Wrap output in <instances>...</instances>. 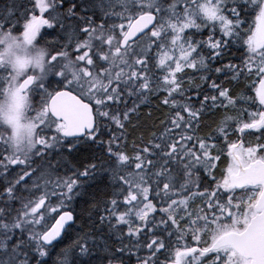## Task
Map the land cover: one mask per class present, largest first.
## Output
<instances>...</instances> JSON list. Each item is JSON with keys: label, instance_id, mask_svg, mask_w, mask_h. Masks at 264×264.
<instances>
[{"label": "snow or ice", "instance_id": "1", "mask_svg": "<svg viewBox=\"0 0 264 264\" xmlns=\"http://www.w3.org/2000/svg\"><path fill=\"white\" fill-rule=\"evenodd\" d=\"M35 8L39 16L11 0L0 11V115L13 125L12 134L0 129V264H264V109L248 122L227 114L245 99L234 88L252 77L250 99L264 106V0H35ZM44 28L62 30V48L13 59ZM70 45L83 54L73 59ZM234 52L239 63H223ZM29 63L39 71L18 83ZM229 72L232 87L220 82ZM197 75L208 87L193 98L185 77ZM153 95L175 113L165 133L132 157L113 148L120 137L105 143L101 118L124 128ZM26 105L36 139L23 152L16 128ZM221 108L215 132L198 135L207 111ZM233 120L240 133L259 132L248 133L255 144L229 139ZM225 147L231 162L217 178ZM150 189L162 201L159 221L149 217ZM141 233L151 236L141 243ZM201 233L210 244L178 243L189 234L199 243Z\"/></svg>", "mask_w": 264, "mask_h": 264}, {"label": "trees", "instance_id": "2", "mask_svg": "<svg viewBox=\"0 0 264 264\" xmlns=\"http://www.w3.org/2000/svg\"><path fill=\"white\" fill-rule=\"evenodd\" d=\"M6 0H3L5 2ZM29 2L28 0H26ZM11 0L6 1V5H3L0 7V11L4 10ZM0 4H2V0H0ZM255 13H253L251 16H249L246 20V25L248 27L255 26ZM247 31V28L245 29ZM17 32V30H14V34ZM212 32V29L205 28L202 33H199L197 38H203L207 40V34ZM216 38H219V29L217 27L216 30ZM64 40V35H59V41L58 44L52 45L53 49L60 48V44ZM207 53V49H205V54ZM239 53H231L225 56V59L223 63H239ZM188 73H193L194 70L192 69H186L185 70ZM183 75V74H178ZM258 80L257 77H252L251 79H246L241 81L240 85L238 87L234 88V93L237 97L243 96L245 99H237V103L235 107H229L227 109V114L237 117L239 120L243 122L249 121L248 112L250 111H258L261 108L258 101L256 100L255 103L252 102V99L255 97V87H257L258 82L254 85L253 81ZM231 81V83H230ZM222 84L229 85V87H232V85L235 84L234 81H232L231 72L228 73L227 76H223L221 81ZM191 86L193 91L190 93V95L195 98V91L197 88L203 86L205 88L208 87L207 84L203 80L200 79L199 75L196 76L195 80H189L188 77H185V86ZM163 93L161 94V98L163 97ZM183 102V100H181ZM130 106V102H129ZM119 108L122 110L124 108V105H119ZM243 109H248V111H243ZM216 111L217 114L213 116L212 111H207L206 118L201 124V130L198 132V135L200 136H206V135H212L215 132L216 125L224 116V113L226 109H219V110H213ZM149 113H151V116H149ZM174 110H171L168 105H164L160 103V100L157 99L155 95L150 97L149 102L143 103L140 105L139 112L131 114V117L129 120L124 121L125 127L124 128H117L116 125L107 118H101V120L104 121V123L101 125L102 128V139H104L105 143L111 138V135H116L120 137L114 144L113 148L119 147L122 151V154L128 155L130 157L134 156L136 153L140 152V150L145 147H151V141L155 139L156 136L162 135L165 133L166 128L168 127L171 118L174 116ZM117 115H120L122 118V111L117 112ZM186 115V113L184 114ZM105 125L107 127H105ZM229 125H231V129L229 131V139L233 142L239 143L241 140H243L246 144L248 141H251L253 144H255V139L253 136L248 135L250 132H255L256 136H259V132H256L255 130L245 132L239 137V131L237 130L238 127L241 125L236 124V121H229ZM2 129V128H0ZM111 130V132L109 131ZM178 131V129L176 130ZM240 138L239 140L237 138ZM222 143H225L222 141ZM4 146H0L2 148ZM34 159L39 160V157H35ZM55 159H60L59 156L55 157ZM76 162L78 164H83L87 162L86 160V150H84V153L79 154L77 157ZM53 163H55V160H53ZM230 163V157L227 156V148L225 147L223 153L221 154V158L219 161L216 162L217 167L215 169V174L217 175V178H219L225 171L227 166ZM10 167H16L17 170L24 167L23 165H17V166H10ZM63 172V169H61ZM68 175H71V172H68ZM177 198H182V196H177ZM160 199V198H159ZM160 203H162L161 200H159ZM195 203V202H193ZM196 207H199L198 204L195 205ZM140 223V222H139ZM137 223V224H139ZM124 227L125 231L127 230V226ZM147 231V229H145ZM205 234V233H204ZM206 235V234H205ZM151 236V233L148 234V236H144L143 233H141V243L144 242V240H148ZM209 235H207L206 239H200V243L203 245L207 244V241L209 240ZM199 243V244H200ZM174 245H172V256L171 259L174 258V251H175ZM183 248V247H181ZM144 253L147 252V249L145 248L143 250ZM163 259V258H162Z\"/></svg>", "mask_w": 264, "mask_h": 264}, {"label": "clouds", "instance_id": "3", "mask_svg": "<svg viewBox=\"0 0 264 264\" xmlns=\"http://www.w3.org/2000/svg\"><path fill=\"white\" fill-rule=\"evenodd\" d=\"M20 44L21 46L19 48L13 49V53H14L13 59H15V57H19L21 58V60H28L31 57L37 55L38 49H43L42 46H38V45L26 46L23 44L22 41H20ZM2 50H3L2 46H0V51ZM43 51H44L45 59H47L48 51L46 49H43ZM8 67L11 68V65H8ZM32 70H35L36 72L39 71V69H36L34 65L29 63L23 71H21L18 75H16L17 82L19 83L20 81H22L25 75ZM6 101H7V97L4 95H0V106L4 107L5 112H7ZM30 124H32V121L29 119L28 107L26 105L25 108L21 111V114L17 121V128H16V133L18 134L21 141L19 147L23 150V152H28L30 147H34V141L36 139V129L35 127L29 128ZM0 128L6 129L9 134L13 133V125L10 124L3 115H0ZM29 141H32L33 143L30 144ZM13 147L15 149L16 145H13Z\"/></svg>", "mask_w": 264, "mask_h": 264}, {"label": "flooded vegetation", "instance_id": "4", "mask_svg": "<svg viewBox=\"0 0 264 264\" xmlns=\"http://www.w3.org/2000/svg\"><path fill=\"white\" fill-rule=\"evenodd\" d=\"M28 1H29L28 2V6L25 4V2H24V4L30 9L29 15L35 14V15L39 16L40 15V12H39V9L38 8H35V0H28ZM2 2H3V0H2ZM44 15H45V18L48 17V13H45ZM15 34L20 35L22 37V32L21 31H17V32H15ZM59 35H63V32H62V30H60L58 28L55 31L53 29L44 28V29L41 30V36H39L37 38V45L38 46H42V47H47L52 52V54H55L56 51H58V50H60L62 48L63 44L66 42V39H67L64 36V40L60 44L61 47L58 48V49H53L52 48V45L58 44ZM67 50L72 55L73 59L75 58V55L83 54V51H84V50H81L80 53H76L74 51V45H70ZM89 55H91V52L89 53ZM80 63L81 64H84L85 62H80ZM230 162H231V160H230ZM153 196H154V193L150 189L149 190V202H151L155 206H157V212L156 213L150 212L149 213V217L151 218L152 216H155L156 220L159 221L160 218H161V216H163L164 214L161 213V212H159V205H161V203L159 202V200H160L159 197L156 198L155 200H153L152 199ZM136 223H139V221L137 220ZM200 237H201L200 238L201 240L202 239H206L207 238V234L205 235L204 233H201L200 234ZM171 239L173 241V244L172 245L176 246L177 238L175 236H173ZM208 239L209 240L207 241V244H210V242H211L210 235H209V238ZM178 243H179V245L181 247H184L186 244H190L191 246H196V247H202V244L200 243V241H199V243H200L199 244V243H197L196 240L192 239L191 234H189L188 236L184 237L183 240H179ZM203 246H205V245H203Z\"/></svg>", "mask_w": 264, "mask_h": 264}, {"label": "rangeland", "instance_id": "5", "mask_svg": "<svg viewBox=\"0 0 264 264\" xmlns=\"http://www.w3.org/2000/svg\"><path fill=\"white\" fill-rule=\"evenodd\" d=\"M6 1H8V0H6ZM6 1H5V2H6ZM5 2H2V4H0V5H1V6L6 5ZM18 2L21 3V4H24V2H25V4L28 6V2H27L26 0H18ZM0 8H2V7H0ZM21 10H22V9H21ZM177 55H179V54L177 53Z\"/></svg>", "mask_w": 264, "mask_h": 264}, {"label": "water", "instance_id": "6", "mask_svg": "<svg viewBox=\"0 0 264 264\" xmlns=\"http://www.w3.org/2000/svg\"><path fill=\"white\" fill-rule=\"evenodd\" d=\"M258 102H259V101H258ZM261 107L264 109V106L261 105ZM245 131H247V130H245ZM241 134H242V133H239V135H241Z\"/></svg>", "mask_w": 264, "mask_h": 264}]
</instances>
